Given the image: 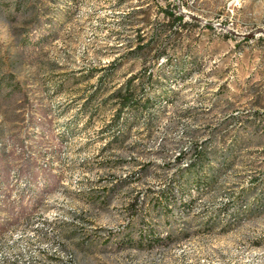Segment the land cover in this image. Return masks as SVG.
<instances>
[{
    "label": "rangeland",
    "instance_id": "374dc122",
    "mask_svg": "<svg viewBox=\"0 0 264 264\" xmlns=\"http://www.w3.org/2000/svg\"><path fill=\"white\" fill-rule=\"evenodd\" d=\"M172 1L0 0V264H264V0Z\"/></svg>",
    "mask_w": 264,
    "mask_h": 264
},
{
    "label": "trees",
    "instance_id": "16d2710c",
    "mask_svg": "<svg viewBox=\"0 0 264 264\" xmlns=\"http://www.w3.org/2000/svg\"><path fill=\"white\" fill-rule=\"evenodd\" d=\"M162 12L167 18H170L171 20L181 21L183 19V16L180 15L176 10L175 1L166 2L165 6L162 8ZM205 26L209 27V28L212 27L209 24H205ZM146 46H147L146 42L145 43L138 42V43H136L135 48L138 50L139 49L143 50V49H145ZM159 54H160V52H155L153 54V57L155 58V60L158 59ZM117 94H118L117 96H119V98H120L119 99L120 100L119 101L120 102L119 103V109L125 108V107L131 108L132 105H134V100L132 99L131 91L127 90L124 93H117ZM116 117L118 118V115ZM198 181H199V179H198ZM211 182H212L211 175L210 176L207 175L206 176V184L208 185ZM171 189H172V187H169L168 189L163 190L159 193V196L155 201V204H156L155 208H160L163 210V211H159V212H166V207H167L168 201L173 200V199L170 200ZM161 214H163V213H161ZM181 232L182 231H180V233ZM174 234H176V233H174V231L171 228L166 229L164 231V235H162V233L160 231L156 230L155 227H153L152 225H147L143 229H141L137 232L136 238L139 240V242H141V240H144L146 243H150L151 240H156L159 238L160 239L171 238V237H173ZM177 234H178V232H177ZM117 235L118 234H115L114 238H116ZM110 236H114V234L108 235L107 237H110ZM118 238L130 240L132 238V235H131V232L125 231V232H122V234H120ZM116 240H117L116 242H118L119 239L116 238Z\"/></svg>",
    "mask_w": 264,
    "mask_h": 264
},
{
    "label": "water",
    "instance_id": "95a60500",
    "mask_svg": "<svg viewBox=\"0 0 264 264\" xmlns=\"http://www.w3.org/2000/svg\"><path fill=\"white\" fill-rule=\"evenodd\" d=\"M178 2H179V1L176 0V10H177V12H178L180 15H186V16H189V17L194 18V19H196V20H199V21H201V22H203V23H205V24H209V25H218V26L224 27L228 32H230V33H232V34H234V35H242V36H250V35H251V33H248V32H244V33L236 32V31H234L233 29H231V28H229V27H226V26L220 24L219 22H214V21H211V20H208V19H204V18L199 17V16H197V15H195V14H192V13H190V12H188V13H184V12H182V11L180 10V8H179V3H178ZM258 29L261 30V31L264 33V29H263V28H258Z\"/></svg>",
    "mask_w": 264,
    "mask_h": 264
}]
</instances>
